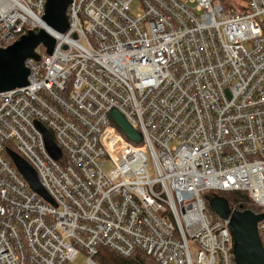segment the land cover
Wrapping results in <instances>:
<instances>
[{"label":"built area","instance_id":"1","mask_svg":"<svg viewBox=\"0 0 264 264\" xmlns=\"http://www.w3.org/2000/svg\"><path fill=\"white\" fill-rule=\"evenodd\" d=\"M45 3L0 0V47L39 28L56 41L25 61L26 86L0 93V264H75L81 253L99 264L101 247L235 264L229 219L204 195L242 193L264 213V0H71L64 33L45 25ZM257 232L264 249V219Z\"/></svg>","mask_w":264,"mask_h":264},{"label":"water","instance_id":"2","mask_svg":"<svg viewBox=\"0 0 264 264\" xmlns=\"http://www.w3.org/2000/svg\"><path fill=\"white\" fill-rule=\"evenodd\" d=\"M71 0H46L42 20L45 25L58 33L68 29L67 8ZM55 38L44 28L37 31L28 30L16 41L6 47H0V93L28 84L29 70L25 61L29 58L38 60L36 48L43 46L50 55L55 46ZM110 115L119 129L132 142L139 144L141 134L135 130L125 117L116 109ZM41 132L47 152L54 159L61 157L49 131L40 123H35ZM12 163L27 182L29 187L44 200L56 206L38 181L33 167L15 152L6 149ZM204 198L210 208L220 217L229 219V230L232 237V255L235 264H264V249L257 232L258 221L264 219V213H255L250 209H235L229 206L227 199L215 193L205 194Z\"/></svg>","mask_w":264,"mask_h":264},{"label":"trees","instance_id":"3","mask_svg":"<svg viewBox=\"0 0 264 264\" xmlns=\"http://www.w3.org/2000/svg\"><path fill=\"white\" fill-rule=\"evenodd\" d=\"M40 52H43V48L41 46ZM222 196L227 199L229 206L232 208L238 209L239 207H242L243 209L255 210L254 206L251 204L245 194L236 192L224 194ZM141 254L143 253L137 251L132 256L125 258L107 247H101L98 249L95 258L99 264H150L148 261H146L145 256Z\"/></svg>","mask_w":264,"mask_h":264},{"label":"rangeland","instance_id":"4","mask_svg":"<svg viewBox=\"0 0 264 264\" xmlns=\"http://www.w3.org/2000/svg\"><path fill=\"white\" fill-rule=\"evenodd\" d=\"M139 8H140V6H139V3H138L137 1H134V2L131 4V9H132V13H133V14L137 13V12L139 11ZM36 51H39V52H40V47H38ZM110 169H111V166H110L109 164H106V165L104 166V170H105L106 172H109ZM207 203H208V202H207ZM208 208L210 209V206H209ZM141 255H144V254H141ZM144 256H145L146 261H148L150 264H158V263H157L154 259H152L151 257H148V256H146V255H144ZM84 261H85V256L81 253V254H79V255L75 258L74 263H75V264H83Z\"/></svg>","mask_w":264,"mask_h":264}]
</instances>
